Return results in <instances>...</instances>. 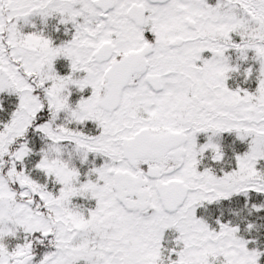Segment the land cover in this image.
<instances>
[{
    "label": "snow or ice",
    "instance_id": "snow-or-ice-1",
    "mask_svg": "<svg viewBox=\"0 0 264 264\" xmlns=\"http://www.w3.org/2000/svg\"><path fill=\"white\" fill-rule=\"evenodd\" d=\"M0 264H264V0H0Z\"/></svg>",
    "mask_w": 264,
    "mask_h": 264
}]
</instances>
